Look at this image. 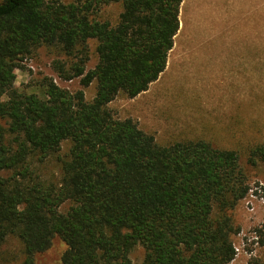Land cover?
Wrapping results in <instances>:
<instances>
[{
    "label": "trees",
    "instance_id": "obj_1",
    "mask_svg": "<svg viewBox=\"0 0 264 264\" xmlns=\"http://www.w3.org/2000/svg\"><path fill=\"white\" fill-rule=\"evenodd\" d=\"M122 4L118 23L92 18ZM183 0H2L0 2V250L10 236L24 246L21 264H36L56 237L61 264H230L240 229L232 211L251 192L240 153L204 139L162 146L109 105L148 91L164 73L180 30ZM97 42L96 67L85 61L65 72L95 98L46 79L45 98L18 93L15 70L42 46L72 55ZM73 73V74H72ZM58 156L61 181L41 178L31 160ZM247 162L264 164V143ZM264 191V187H261ZM71 202L63 213L61 207Z\"/></svg>",
    "mask_w": 264,
    "mask_h": 264
},
{
    "label": "rangeland",
    "instance_id": "obj_2",
    "mask_svg": "<svg viewBox=\"0 0 264 264\" xmlns=\"http://www.w3.org/2000/svg\"><path fill=\"white\" fill-rule=\"evenodd\" d=\"M181 6L180 30L164 73L148 91L134 99L120 94L109 107L118 118L134 120L162 146L204 139L240 153L251 192L231 213L240 232L233 236L237 255L230 264H264V164L253 167L247 162L248 149L264 143V0H187ZM122 9V4L112 3L92 18L116 25ZM96 47L92 40L86 50L78 48L72 55L58 45L36 49L15 70L14 89L45 98L43 84L51 79L73 94L84 91L91 102L96 81L84 87L82 77L68 80L63 73H71L81 59L85 73L93 70L99 61ZM0 122L7 127L6 121ZM68 149L67 143L43 163L31 160L43 180L61 181L57 157ZM71 205L63 204L61 212ZM66 249L56 237L48 251L36 256V264H61ZM145 255L144 247L137 245L132 264H143ZM23 259V243L8 237L0 264H21Z\"/></svg>",
    "mask_w": 264,
    "mask_h": 264
},
{
    "label": "crops",
    "instance_id": "obj_3",
    "mask_svg": "<svg viewBox=\"0 0 264 264\" xmlns=\"http://www.w3.org/2000/svg\"><path fill=\"white\" fill-rule=\"evenodd\" d=\"M186 3H187V0H183L182 5L184 6ZM185 7H186V6H185ZM181 8H182V6H181ZM180 24H181V9H180Z\"/></svg>",
    "mask_w": 264,
    "mask_h": 264
},
{
    "label": "built area",
    "instance_id": "obj_4",
    "mask_svg": "<svg viewBox=\"0 0 264 264\" xmlns=\"http://www.w3.org/2000/svg\"><path fill=\"white\" fill-rule=\"evenodd\" d=\"M236 249V248H235ZM237 253V252H236ZM237 255V254H236Z\"/></svg>",
    "mask_w": 264,
    "mask_h": 264
}]
</instances>
